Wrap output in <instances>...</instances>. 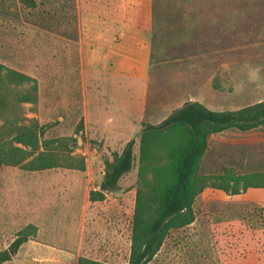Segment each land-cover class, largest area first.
Instances as JSON below:
<instances>
[{
    "label": "rangeland",
    "instance_id": "1",
    "mask_svg": "<svg viewBox=\"0 0 264 264\" xmlns=\"http://www.w3.org/2000/svg\"><path fill=\"white\" fill-rule=\"evenodd\" d=\"M35 1L29 8L21 0H0V64L35 80L37 101L22 105L23 117L43 127V139L69 140L73 168L0 170V251L27 226L37 232L35 224H41L43 236L52 237L51 219L65 217L74 227L80 212L96 209L103 234L98 220L99 238L85 250L96 254V262L127 264L142 124H159L187 102L234 111L264 99V29L258 31L264 26V0H152L144 116L131 137L132 169L113 192L101 190L104 163L126 144L122 140L112 148L85 134L84 102L93 99L96 80L81 67V7L78 0ZM97 10L103 13L102 7ZM247 29L256 31L249 36ZM247 37L259 46L246 48ZM258 174H264V126L211 136L197 171L204 188L193 204L194 221L169 232L148 264H264V187H240L238 194L214 187L223 175ZM99 195L104 199L94 200Z\"/></svg>",
    "mask_w": 264,
    "mask_h": 264
},
{
    "label": "trees",
    "instance_id": "2",
    "mask_svg": "<svg viewBox=\"0 0 264 264\" xmlns=\"http://www.w3.org/2000/svg\"><path fill=\"white\" fill-rule=\"evenodd\" d=\"M29 8L35 0H21ZM28 86L23 91L14 88ZM37 85L31 77L0 64V170L18 168L39 172L73 168L68 163L69 140H45L44 130L23 117V104H35ZM264 126V101L234 111H212L199 102H187L159 124H142L139 135V187L135 195L127 264H148L160 250L169 232L194 221L193 204L203 190L198 167L211 136L228 130L248 132ZM135 140L124 146L112 162L104 163L102 184L106 192L118 188L122 176L133 166ZM226 174V173H225ZM149 175V179L146 176ZM264 174L220 177L214 184L238 194L240 187H264ZM99 195L94 200L101 201ZM28 231V232H27ZM36 228L20 231L7 249L0 251V264L11 261L19 247L36 236ZM76 264H102L79 257Z\"/></svg>",
    "mask_w": 264,
    "mask_h": 264
},
{
    "label": "crops",
    "instance_id": "3",
    "mask_svg": "<svg viewBox=\"0 0 264 264\" xmlns=\"http://www.w3.org/2000/svg\"><path fill=\"white\" fill-rule=\"evenodd\" d=\"M78 5L82 12L79 15L81 67L83 74L87 71L96 80L93 99L84 102L85 134L118 148L122 140L126 144L139 131L144 116L151 56L152 0H78ZM97 7H102L103 13ZM251 31L256 30L247 29L244 33L249 35ZM247 38L246 48L259 46L252 45L250 37ZM261 101L264 99L258 102ZM98 213L96 209L80 212L74 227L68 225L65 217L51 219L48 222L52 237L43 236L41 224H35V238L23 243L12 260L2 264H76L79 257L97 261L96 254L85 248L96 244L99 238L94 233L98 220L102 222L97 230L103 234V217L97 216ZM59 244L66 248H58Z\"/></svg>",
    "mask_w": 264,
    "mask_h": 264
},
{
    "label": "water",
    "instance_id": "4",
    "mask_svg": "<svg viewBox=\"0 0 264 264\" xmlns=\"http://www.w3.org/2000/svg\"><path fill=\"white\" fill-rule=\"evenodd\" d=\"M101 190L105 191V186L101 184Z\"/></svg>",
    "mask_w": 264,
    "mask_h": 264
}]
</instances>
